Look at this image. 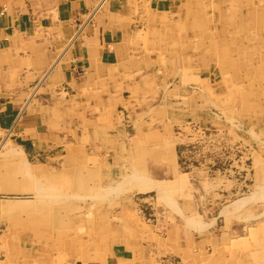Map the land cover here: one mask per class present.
Here are the masks:
<instances>
[{
  "label": "crops",
  "instance_id": "0c3cea01",
  "mask_svg": "<svg viewBox=\"0 0 264 264\" xmlns=\"http://www.w3.org/2000/svg\"><path fill=\"white\" fill-rule=\"evenodd\" d=\"M167 1L0 0V194L32 199L0 203V226L12 234L0 243L8 264H153V246L138 247L115 219L131 216L135 193H157L180 175L165 135L175 122L162 114L184 115L175 104L184 106V96L198 104L201 87L214 95L216 69L229 60L217 41L221 25L186 12L174 17L182 0ZM255 18L259 32L264 0H256ZM256 53L258 66L264 47ZM89 182L100 184L96 203L106 204L81 207L79 222L67 219L69 203L34 204L72 197ZM108 213L117 214L111 223L102 219ZM88 228L91 241L77 232Z\"/></svg>",
  "mask_w": 264,
  "mask_h": 264
},
{
  "label": "rangeland",
  "instance_id": "374dc122",
  "mask_svg": "<svg viewBox=\"0 0 264 264\" xmlns=\"http://www.w3.org/2000/svg\"><path fill=\"white\" fill-rule=\"evenodd\" d=\"M180 1L176 0V5ZM255 10L256 0H182L177 8L179 14L174 15L196 14L210 25L213 21L221 25L216 29L220 30L216 31L217 41H222L219 49L221 46L222 51L229 52L227 56L234 67L229 66L228 60L226 68L216 69L214 95L208 97L201 87L198 104L193 105V100L185 96L184 106L175 101V106L186 109L184 115H176L175 111L162 114L164 119L169 116V122H175L165 135L169 144L175 146V172L180 175L163 181L157 193H135L131 216L121 221L114 218L131 240L153 246V264H264V62L259 61L257 66L255 61L257 46L264 47V23L257 32ZM143 31L141 44L145 46L148 34ZM172 77L174 74L168 76L170 80ZM196 105L198 114L193 113ZM13 145L7 148H17ZM29 160L36 162L32 157ZM167 163L168 170H172L171 163ZM99 185L89 182L86 188L77 186L78 192L69 198L36 197L34 204L69 203L72 212L66 215L67 219L71 216L79 222L78 218L86 216L81 207L106 204L96 203L103 191ZM27 197L5 190L0 194V203L23 206L22 201L32 200ZM120 205L129 203L123 201ZM114 214H104L103 221L111 223ZM9 231L7 226H0L2 246L5 237L12 235ZM79 231L91 241L95 230ZM137 246L143 247V243ZM213 252L216 259L207 261V253ZM0 257L8 264L7 253L2 251Z\"/></svg>",
  "mask_w": 264,
  "mask_h": 264
},
{
  "label": "bare ground",
  "instance_id": "6f19581e",
  "mask_svg": "<svg viewBox=\"0 0 264 264\" xmlns=\"http://www.w3.org/2000/svg\"><path fill=\"white\" fill-rule=\"evenodd\" d=\"M104 2V1H103ZM157 38V37H156Z\"/></svg>",
  "mask_w": 264,
  "mask_h": 264
}]
</instances>
